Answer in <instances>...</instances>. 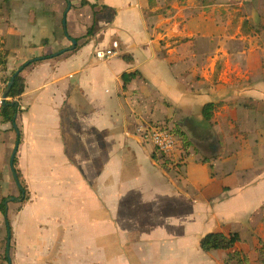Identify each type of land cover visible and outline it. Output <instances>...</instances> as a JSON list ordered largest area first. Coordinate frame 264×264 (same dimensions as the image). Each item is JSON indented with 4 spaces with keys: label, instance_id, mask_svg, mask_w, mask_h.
Masks as SVG:
<instances>
[{
    "label": "crops",
    "instance_id": "obj_1",
    "mask_svg": "<svg viewBox=\"0 0 264 264\" xmlns=\"http://www.w3.org/2000/svg\"><path fill=\"white\" fill-rule=\"evenodd\" d=\"M81 1L0 2V73L23 67L15 120L0 117V200L14 197L11 264H227L229 250L206 251L202 240L241 232L264 205V179L229 185L228 163L232 121L264 166V85H255L254 108L231 90L205 120L209 101L175 76L190 65L169 45L201 41L191 12L199 7L171 6L169 35L161 19L170 10L157 14L165 0H87L95 9ZM99 31L117 56L96 58ZM146 125L179 130L171 156L138 136Z\"/></svg>",
    "mask_w": 264,
    "mask_h": 264
},
{
    "label": "rangeland",
    "instance_id": "obj_2",
    "mask_svg": "<svg viewBox=\"0 0 264 264\" xmlns=\"http://www.w3.org/2000/svg\"><path fill=\"white\" fill-rule=\"evenodd\" d=\"M179 1L193 2L196 7L200 8H195L191 12L197 16L193 27L194 32L199 29L202 37L201 41L193 40L189 36L177 42H169L171 49L180 48L178 53H181L182 49L186 62L190 65L185 68L187 73H176L178 75L175 76L185 85H191L193 89H196L198 85L199 91L203 96H206L205 100L209 101L207 103L215 104L212 118L225 105L224 100L221 99H228L231 90H234L238 97H245V109L254 108L255 85H264V0H165L166 5L163 11H159L157 14L161 12L167 14L166 12L170 10L171 13L161 19V23L167 25L169 35L174 34L176 27L173 16L176 11L171 6ZM188 14L190 12L185 13V16ZM97 34L101 36L98 38L100 42L96 46L101 47L99 50H105V43H108V40L102 36V32L99 31ZM188 46L191 52L190 50L186 51ZM236 52H242L243 58L229 57L230 53ZM174 56L177 54L172 55V57ZM218 99L220 101H217ZM234 102H237V99H234ZM207 103H202L201 110ZM235 106V104H229L231 109ZM254 114L256 113L254 112ZM230 119L232 118L229 117ZM229 131L232 133L230 138L232 157L228 163L229 169L234 170L229 175V185H238L237 179L240 177L245 180L253 179L252 186H256L258 182L262 183L264 179L263 163L260 167L257 165L256 156L252 155V150L245 148L238 137L239 124L229 122ZM175 136L177 137V135ZM250 160L252 161L251 165L249 164ZM242 161L243 167L246 169L244 173L241 172ZM175 164L180 163L172 162L173 167ZM254 164L256 169H250L249 167H253ZM1 189L0 186L2 193ZM14 195H18L17 190L14 191ZM6 201L12 202L10 199ZM8 219L12 227L10 214H8ZM5 222L0 213V264H8L6 249L9 230L8 224L5 228ZM247 222L246 228L238 232L242 238L233 249L237 253L232 252L231 256L228 254L227 264H238V260L243 264H264V205L260 212Z\"/></svg>",
    "mask_w": 264,
    "mask_h": 264
},
{
    "label": "trees",
    "instance_id": "obj_3",
    "mask_svg": "<svg viewBox=\"0 0 264 264\" xmlns=\"http://www.w3.org/2000/svg\"><path fill=\"white\" fill-rule=\"evenodd\" d=\"M81 5L82 6L89 5L93 9H95L97 7V4L90 3L87 0H82ZM96 16H97V14H96ZM96 18H98V17H96ZM28 64H30V63H27L25 65V67ZM22 70H23V67L21 68V71ZM16 72L17 71H14L9 77H7L6 81L9 82L11 80V78L15 75ZM20 74L21 73H19L16 76L13 87H12V89L8 95L7 105L5 107H3V109H2V113H1L2 123H13L15 120V117L18 113L19 107H18V103L15 101V99L21 94V90H22V86H23V78L21 77ZM138 75H139L138 72L124 74L122 76L124 85H126L131 80L137 78ZM214 108H215V104L212 102L207 103L203 107L202 116L205 120H211L212 119L213 113L215 110ZM159 127L168 129L166 126H159ZM172 132L174 135H177V136L179 135V130H172ZM163 157H165V156H163ZM163 165H165V164H163ZM4 202H5V199L0 200V213L5 218V221L8 224V230H9L8 234H9L12 231V227H11L10 221L8 219V210H7V207L4 204ZM240 239H241V237H240V234H238V233L231 234L230 236H227L223 233H211V234L205 235L203 237L202 246H203V249L206 251H219V250H225V251L229 250L230 251V250H233L235 248V246L238 244ZM232 252H234V250L229 253L230 256H231ZM234 253H237V252H234ZM238 264H243V263H242V261L238 260Z\"/></svg>",
    "mask_w": 264,
    "mask_h": 264
},
{
    "label": "built area",
    "instance_id": "obj_4",
    "mask_svg": "<svg viewBox=\"0 0 264 264\" xmlns=\"http://www.w3.org/2000/svg\"><path fill=\"white\" fill-rule=\"evenodd\" d=\"M118 53L114 50H98L96 58L98 60H109ZM7 78L0 73V117L3 109L4 92L7 88ZM8 100V98H7ZM173 129H165L157 126H141L137 129L138 136L145 142L152 144L161 156H171L177 147V137L172 132Z\"/></svg>",
    "mask_w": 264,
    "mask_h": 264
},
{
    "label": "water",
    "instance_id": "obj_5",
    "mask_svg": "<svg viewBox=\"0 0 264 264\" xmlns=\"http://www.w3.org/2000/svg\"><path fill=\"white\" fill-rule=\"evenodd\" d=\"M69 1V0H68ZM71 8V6L69 5L68 7V10ZM73 43L76 44L77 42L75 40H73ZM21 72V68L15 73V75L11 78V80L8 82L7 84V88L4 92V102H3V107H5L7 105V98H8V95L13 87V84H14V81H15V78L16 76ZM15 159V154L13 155L12 157V167H13V160ZM11 200H14V199H11ZM8 202L5 201V205H7ZM10 249H11V234L9 233L8 235V241H7V249H6V257L8 259V264H11V260H10V256H9V253H10Z\"/></svg>",
    "mask_w": 264,
    "mask_h": 264
}]
</instances>
